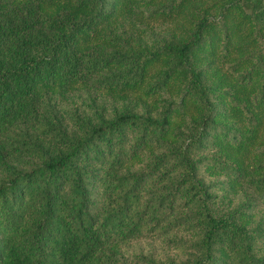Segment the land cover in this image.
<instances>
[{"label": "trees", "instance_id": "trees-1", "mask_svg": "<svg viewBox=\"0 0 264 264\" xmlns=\"http://www.w3.org/2000/svg\"><path fill=\"white\" fill-rule=\"evenodd\" d=\"M145 1L0 0V264H264V0Z\"/></svg>", "mask_w": 264, "mask_h": 264}, {"label": "rangeland", "instance_id": "rangeland-1", "mask_svg": "<svg viewBox=\"0 0 264 264\" xmlns=\"http://www.w3.org/2000/svg\"><path fill=\"white\" fill-rule=\"evenodd\" d=\"M211 1L212 0H200L199 3L203 6H207ZM145 2V0H126L125 4L116 8L112 23L109 25L114 33L118 30H123L127 34L133 35V39H130L127 43L130 44L131 42L136 48L142 46L141 40L144 42L147 41L148 38H152L156 35L174 36L175 34L185 32L187 26L190 25L191 19L194 18V16H189L184 19L183 17L178 18L171 15H167L164 18H153L151 14L154 12L155 6H153V4H145ZM161 3L162 0L156 2V6ZM210 15L211 18H215L217 15V9L212 10ZM248 17L249 14L245 12L243 16H235L238 20ZM154 67L153 71L155 72L158 67H160V64H157Z\"/></svg>", "mask_w": 264, "mask_h": 264}]
</instances>
